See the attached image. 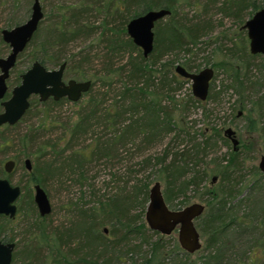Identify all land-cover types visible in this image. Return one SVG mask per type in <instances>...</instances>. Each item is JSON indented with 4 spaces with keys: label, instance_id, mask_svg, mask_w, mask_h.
<instances>
[{
    "label": "trees",
    "instance_id": "trees-1",
    "mask_svg": "<svg viewBox=\"0 0 264 264\" xmlns=\"http://www.w3.org/2000/svg\"><path fill=\"white\" fill-rule=\"evenodd\" d=\"M261 7H264V0H83L58 11L47 21L43 20L44 14L25 48L30 49L29 62L32 64L37 60L47 68L58 67L65 62L63 75L73 76L76 80H90L91 86L82 96L85 99L74 102L78 108L74 117L62 124L64 131L60 137L39 136V129L44 131L56 124L50 115L42 119L37 128H29L23 135V140L38 145L37 152L40 153L35 163H31L32 169L25 171L30 178L29 184L38 183L46 189L50 183H66L71 179L69 176L75 175L74 182L92 187L91 177L85 176L89 171L87 165L94 163L93 167L97 164L108 167L115 163L109 167L108 173L116 187L114 191L111 189V194H98V190L91 192L89 189L88 194L93 196L90 201L93 202L88 205V202L80 201L76 204L75 218L59 225L46 224L49 214L40 216L38 213L33 227L27 230L29 237L14 241L18 247L22 243V249L19 253L13 250L12 262L264 264V174L252 165L251 179L245 180L240 174L245 159L234 148L227 158L224 155L213 158L210 162L212 166L207 163L204 171L194 169L218 141L229 145L228 138L222 135L220 128L213 127L211 134L206 136L202 130L203 139L192 142L196 130L194 135L190 134L192 127L186 125V117L191 106L200 104L201 100L193 95L180 99L176 97L177 91L188 79L175 72L177 64L190 72L198 71L200 64H196L192 57L178 62L177 56L182 52L190 53L203 36L213 32L214 15L220 13L223 17H230L240 26ZM157 8H167L170 14L156 22L153 50L145 57L128 36L126 24L132 17ZM185 8L194 9V13L189 16ZM95 9L104 13L101 25L93 24L86 16L89 10L93 12ZM110 16L114 18L109 19ZM20 23L15 21L8 27ZM1 29L0 42L9 48L2 40ZM98 30V40L104 44L103 67L90 72L87 65L92 64L93 59L88 53L83 54L85 51L82 50L68 57L64 47L76 39L88 38ZM126 52L125 62L119 65ZM250 57L254 58L252 54ZM262 62L257 68L264 70V57ZM16 65L17 62L12 69ZM210 65L218 66L217 63ZM250 66L249 60H246L245 73L241 77L239 66L233 65V74L241 93L248 91L254 83L264 86V74L260 83L251 81L247 73ZM20 74L16 80L18 83ZM220 94V90H215L214 82H210L206 99L218 100ZM34 97L30 98V106L24 116L29 112ZM65 99L55 101L49 98L42 102L38 100L37 104L48 114L53 106ZM240 108L245 111L246 131L250 134L257 131L264 133V94L255 97L248 107L243 104ZM99 127L101 131H96ZM97 132L100 135L91 137L89 144L82 149L75 148L79 139ZM167 135H172V140L166 142L159 153H149L148 150L163 142ZM183 135L188 136V144L182 143ZM180 137L177 145L172 144ZM4 142L5 139V145ZM126 158L129 164L122 169ZM153 166L158 167V177L164 183V200L172 209L182 208L185 200L180 197H185L189 187H198L208 174H216L219 179L218 186L205 189L211 198L206 201L202 215L195 220L203 239L196 258H192V253L185 252L175 240L168 247L164 235L151 230L145 222L149 181L146 177L139 179L132 176ZM14 170L5 175L0 167V175L11 177ZM29 184L20 187L21 194L31 200ZM21 210L20 205L17 213ZM0 218L8 217L0 215ZM104 228H107V233ZM148 233L156 238L149 239ZM138 236H141L142 243L131 244ZM143 243L149 245L146 253L128 257Z\"/></svg>",
    "mask_w": 264,
    "mask_h": 264
},
{
    "label": "rangeland",
    "instance_id": "rangeland-1",
    "mask_svg": "<svg viewBox=\"0 0 264 264\" xmlns=\"http://www.w3.org/2000/svg\"><path fill=\"white\" fill-rule=\"evenodd\" d=\"M33 0H0V29L1 28H11L8 25L15 21H25L30 14L31 4ZM41 7L44 11V19L47 21L49 18H52L58 11L64 10L67 6L72 4H79L83 0H39ZM98 1V0H95ZM91 8V6H90ZM185 11L189 12V16L194 13V9L185 8ZM98 12V13H97ZM104 13L99 12L98 10H89L88 21L93 22L95 25H101L102 20L104 19ZM114 18L110 16L109 19ZM249 18V17H248ZM247 18V19H248ZM215 20V28L212 33L203 36L195 45L190 53H180L177 56L178 62H181L187 57H192L196 64H200L198 71L204 67H211L214 71L211 82L215 84V90H220L221 94L218 100L216 99H205L201 100L200 104L191 106L186 117V125L192 127L190 129V134L194 135L196 130L194 140L200 141L203 139L201 134L202 130L205 131V135H209L212 132V128H220L222 135L226 128H231L234 131V137L237 139V145L234 151L240 152V156L245 159L243 170L240 174L244 175L245 180L251 179V166L257 164L258 158L260 155L264 154V133L261 132H252L251 134L246 131V118H244L245 111H242L240 105H245L248 107L251 104V101L255 97L264 94V86L252 84L248 91L241 93L238 90L239 84L235 81V75L233 74V65L239 66L240 76L243 77L245 73L244 65L246 60H249L251 66L248 70V75L251 78L252 82L260 81V77L264 74L263 69H258V64L263 63L262 58L264 55L255 54L254 58H251L249 53V40L247 38L246 29H241V25L230 17H223L220 13L213 16ZM13 27V26H12ZM100 31H96L95 34L88 38H79L64 47V53L71 57L73 54L85 51L90 57H92V64L87 65V70L90 72L99 71L103 67V55L104 44L99 42ZM93 45L92 47H90ZM245 50V52H244ZM30 49L27 48L23 51L22 55L17 61V65L14 69L10 70V75L7 79L8 84V93L9 91L18 82L17 76L22 73L23 70H26L30 67L31 62L28 59V53ZM9 52V48H6L0 42V56H6ZM250 54V55H249ZM127 58V52L124 55L123 59L119 61V65L123 64ZM78 59V57H77ZM223 64H222V63ZM118 63V62H117ZM211 63H217V67H212ZM222 64V65H221ZM197 72V71H195ZM73 76L64 75V79L72 78ZM181 77V76H180ZM183 78V77H182ZM192 95L191 92V82L186 81L181 87L180 91H177L176 97L178 99L182 97H187ZM82 97L81 99H85ZM196 98V97H195ZM33 104L31 105L29 112L16 124L6 128L5 126L0 127V167L3 168L4 163L9 159H14L16 162L15 170L11 177H7L12 184H16L22 187V185H28L30 178L25 174L27 171L24 167L23 160L25 158H30L31 163L34 164L37 158V155H40L37 152V147L33 142L23 140V135L27 132L29 128H37L42 119L46 118L47 115L51 116V119L56 120V124L49 126L47 129L42 131L39 129V136L44 134V138L60 137L64 131L62 124L67 121L68 118H73L75 111L78 108L77 103H74L68 99H65L61 104L53 106L51 111L47 114L46 110H43V107L37 104V96L33 99ZM2 108L0 107V111ZM237 112L239 114L237 115ZM96 131H101V128H96ZM100 135V132L89 134L82 139H79V143L75 148L82 149L86 144H89L91 137L97 138ZM104 139L106 137L102 136ZM228 138V144L225 145L222 141H218L214 148L209 150L207 156L203 158L200 164L194 167L199 171H204L205 165L210 163L213 158H219L223 155L225 158L228 157L230 151H233V145L231 140ZM5 139V145L3 140ZM181 137L174 141L172 144L177 145ZM183 144L187 143L188 136H182ZM172 140V135H167L166 138L160 144L151 147L149 153H159L164 144ZM181 143V144H182ZM188 144V143H187ZM246 145V146H245ZM130 147V144L128 145ZM124 154V153H123ZM127 153H125V157ZM140 159V158H138ZM135 161V160H134ZM115 164V163H114ZM112 164V165H114ZM129 164L126 160L122 162L121 168L124 169L125 165ZM94 163L88 164L89 169L88 173L85 176L91 177L92 187L83 186L82 184L74 182L73 178L76 176H69L71 179H68L66 183H60L56 181L55 183H50L45 191L48 195V198L51 203V213L49 214L46 224L59 225L67 221L73 220L76 214V204H80V201L88 202V205L92 203L93 196L88 194V190L91 192L98 190V194L103 192H110L111 189L115 190L116 183L112 181V177L109 175V167H102V165L97 164L93 167ZM191 166V164H189ZM124 166V168H123ZM209 167L212 166L210 163ZM90 167H93L90 169ZM158 167H148L146 170L140 171L134 174L132 177L143 179L146 177L149 181V188L155 182L159 181L162 187L164 188V183L159 179L157 174ZM5 172V171H4ZM29 172V171H27ZM111 172L112 169H111ZM8 173L5 172V175ZM93 176V178H92ZM217 176L216 174H208L204 181L196 188L187 189L185 197L181 196L180 199L185 200V204L181 207H184L188 204L199 202L206 205V201L211 198L210 194L206 193L207 188H212L218 186L219 179L216 178L215 182H212V177ZM1 177V175H0ZM5 177V176H3ZM31 184V185H30ZM31 191L28 193L31 196L29 198L24 197L23 194L20 195L19 200L16 204L22 206L21 212H18L15 218H0V238H13V242L23 241L26 237H29L28 231L34 225V222L37 220V208L34 206L33 202V184L30 183ZM111 194V192L109 193ZM35 208V209H34ZM7 217V216H6ZM105 227H109L105 225ZM149 234V235H148ZM148 238L155 239L156 236H153L151 233H148ZM177 230H174L169 235H164V240L166 241L168 247H170V242L177 240ZM201 244H203V239L200 237ZM142 243L141 236L133 238L131 244L139 245ZM22 249V243L19 244V247L16 245L14 252ZM149 250V245L143 243L140 247H137V251L133 252L130 255L135 257L140 256L141 254L146 253ZM200 252L192 253V258H196ZM18 264V262H13ZM121 264V263H113Z\"/></svg>",
    "mask_w": 264,
    "mask_h": 264
},
{
    "label": "water",
    "instance_id": "water-1",
    "mask_svg": "<svg viewBox=\"0 0 264 264\" xmlns=\"http://www.w3.org/2000/svg\"><path fill=\"white\" fill-rule=\"evenodd\" d=\"M170 14L167 8L149 9L146 12L132 17L126 24V32L133 43L138 46L146 57L153 50L154 27L156 22ZM44 13L39 0H33L29 17L22 23L11 28L1 29L2 40L8 44L9 52L0 57V127L4 124L14 125L24 116L30 106V98L37 96L39 101L49 98L57 101L66 98L72 102L79 101L90 86V80H64L63 74L66 63L58 67L47 68L39 61H34L28 69L20 74V82L8 93L7 79L10 70L15 66L19 54L26 48L38 28ZM242 28L246 29L249 40V52L252 55H264V7L255 10L246 19ZM175 72L191 82V92L199 100H205L210 89L214 71L211 67H204L197 72H190L180 64ZM224 134L231 138L233 148H236L237 139L234 131L226 128ZM27 171L32 169L30 158L23 160ZM14 159L7 160L3 169L11 173L15 168ZM258 170L264 174V154L260 155L256 164ZM217 176L212 177V182ZM22 193L19 185L12 184L8 178L0 177V215L14 218L17 214V200ZM33 201L40 216L51 213L52 207L45 189L38 183L33 184ZM205 205L199 202L188 204L182 208L172 209L164 200L162 187L155 181L149 188L148 202L144 214L147 226L162 235H169L174 230L178 233L179 246L188 253H194L202 246L200 233L195 220L202 215ZM107 233V228H104ZM15 242H4L0 239V264H13L12 254Z\"/></svg>",
    "mask_w": 264,
    "mask_h": 264
},
{
    "label": "flooded vegetation",
    "instance_id": "flooded-vegetation-1",
    "mask_svg": "<svg viewBox=\"0 0 264 264\" xmlns=\"http://www.w3.org/2000/svg\"><path fill=\"white\" fill-rule=\"evenodd\" d=\"M1 108H2V106H1ZM1 111H2V110H1ZM1 111H0V112H1ZM6 125H7V124H4V125H2V126H6ZM2 126H1V127H2ZM10 126H11V125H10ZM230 140H231V138H230ZM231 143H232V142H231ZM7 217H8V216H7ZM8 218H9V217H8ZM14 218H15V217H14ZM12 219H13V218H12ZM2 241H3V240H2ZM9 241H10V240H9ZM9 241H4V242H9ZM12 242H13V241H12Z\"/></svg>",
    "mask_w": 264,
    "mask_h": 264
}]
</instances>
